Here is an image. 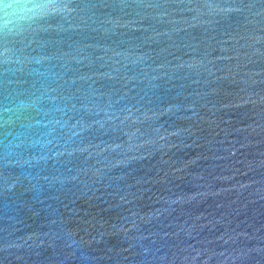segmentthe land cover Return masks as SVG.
Masks as SVG:
<instances>
[{"label": "water", "instance_id": "obj_1", "mask_svg": "<svg viewBox=\"0 0 264 264\" xmlns=\"http://www.w3.org/2000/svg\"><path fill=\"white\" fill-rule=\"evenodd\" d=\"M0 264H264V0H0Z\"/></svg>", "mask_w": 264, "mask_h": 264}]
</instances>
